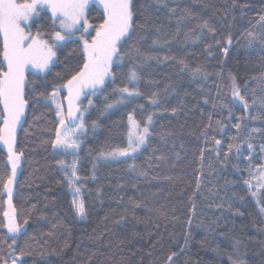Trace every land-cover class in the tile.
<instances>
[{
    "label": "trees",
    "instance_id": "1",
    "mask_svg": "<svg viewBox=\"0 0 264 264\" xmlns=\"http://www.w3.org/2000/svg\"><path fill=\"white\" fill-rule=\"evenodd\" d=\"M136 3L138 7H150L140 8L139 27L125 50L131 51L134 45L141 53L158 56L160 60L144 63L142 56L125 57L117 73L116 86L127 84L123 73L139 61L142 67L136 70L144 95L104 116L95 108L86 114L89 124L98 119L100 125L96 129L89 127L80 149L79 174L89 177L82 188L88 208L86 219L75 215L66 178L57 163L61 157L53 153L51 142L57 119L54 111L43 103L34 106L27 114V123L18 130L17 149L23 150L24 157L18 169L13 204L19 221L28 219V225L26 234L17 241V251L25 245L31 246L32 255L25 257V264H165L172 252L177 253L175 264H230L229 255L233 259H244L246 264H264V231H260L264 228V217L250 198L239 199L247 197L241 182L248 178L244 170L247 161L233 153L227 161L228 167L224 168L213 152L205 151L201 169L199 158L200 150L205 148L200 133L208 115L211 113L214 120L228 122L227 110L223 113L214 110L212 102L216 101L218 90L228 98L224 102L229 101V73L236 77L241 93L247 92L250 100L253 92L257 98L264 97V81L260 79L264 73V52L259 39L249 46L247 36L248 31L256 33L257 37L261 33L257 20L264 14V0H236L237 4L248 5L243 15L239 7H232L233 0H161L159 4L155 0H136ZM169 8H175L176 12H169ZM101 16L102 10L93 5L90 21L100 23ZM181 16L185 18L178 22ZM37 20L33 31L40 27L45 33L52 31L50 13H42ZM204 21L215 28L214 35L207 30L201 35L197 26ZM229 35L232 44L225 57L221 49ZM165 40L170 43L164 44ZM153 41L158 43L153 44ZM207 44L212 45L211 56ZM81 47L78 39H74L57 50L59 62L47 77L49 85L60 82L55 73L67 76L82 63ZM164 56L170 59L161 62ZM180 59L189 68H204L209 73L208 78L193 80L189 71H181ZM42 75L34 76L30 72L29 79L35 78L39 83ZM152 92L159 93L158 105L148 101ZM107 95L109 102L118 98L111 88ZM89 98L97 108L103 106L102 97L87 96L83 101L85 107ZM205 99L209 103L205 104ZM139 105L144 106L142 110ZM173 108L177 109L175 113ZM132 109H136L137 119L157 113L148 146L136 159L138 169L146 171L147 177L130 171L128 165L120 161H100L96 179H91L97 153L112 145L125 144L126 116ZM255 110L256 106L249 109V113L254 115ZM233 113L235 117L245 114L240 106L235 107ZM236 122L233 119L231 124ZM244 124L242 138L252 128H259L262 131L253 134V143H264L261 139L264 121L247 120ZM225 133L217 138L224 141L226 148L237 130L229 126ZM211 147L209 143L207 148ZM160 156L164 159H159ZM9 170L7 151L0 144V177L6 176ZM0 200H6V196ZM133 201L140 206L135 207ZM5 239L11 243L7 230L0 228V254L7 249ZM236 241H240L236 245L238 253L233 248Z\"/></svg>",
    "mask_w": 264,
    "mask_h": 264
},
{
    "label": "snow or ice",
    "instance_id": "2",
    "mask_svg": "<svg viewBox=\"0 0 264 264\" xmlns=\"http://www.w3.org/2000/svg\"><path fill=\"white\" fill-rule=\"evenodd\" d=\"M155 2L159 4L161 0H155ZM93 5H97L102 10L100 23L94 24L89 19ZM147 7L150 5L138 7L136 0H0V144L6 147L7 162L10 165L8 174L0 177V197L6 196V200H0V216L3 217L0 221V228L6 229L11 237L10 244L7 239L3 241L7 249L0 254V264H25V257L32 255L30 245H25L17 251L19 247L17 241L26 234L28 219H24L23 222L19 221L17 209L13 204V192L17 170L21 167L24 157L23 150L17 149V133L18 130L23 129L24 124L27 123V114L36 105L43 103L55 113L56 127L54 139L51 142L53 153L61 157L57 163L66 178L75 215L81 219L87 218L88 208L83 198L82 188L89 177H82L79 174L80 149L83 143L82 138L88 133L89 127L96 129L100 125L98 119L92 120L89 124L86 121V114L89 109L95 108L100 116H104L118 105L132 103L135 98L144 95L139 88L141 77L136 70L137 67H142L139 61L135 67L123 73L127 80L125 86H116V81L118 70L122 69L125 57L142 56L144 63L150 60H160L158 56L141 53L134 45L131 51L125 50L135 35L136 28L139 27L137 17L140 14V8L147 10ZM232 7H239L243 15L248 5L237 4L236 0H233ZM168 11L174 14L176 9L169 8ZM184 11L191 16L187 9ZM45 12L50 13L52 31L45 33L43 27L33 31L38 23L37 18ZM184 18L181 16L178 22H182ZM257 23L261 28V33L257 37L256 33L247 32V36L250 37L249 46L259 39L262 46L261 51L264 52V14L258 16ZM197 27L201 35L205 34V30L208 34H215V28L207 21ZM77 33H79L78 37ZM177 34H179L178 30ZM74 39H78L82 45V63L71 70L67 76L60 72L55 73V78H58L60 82L49 85L47 77L59 62L57 50ZM156 43L158 41H153V44ZM168 43L170 41H164V44ZM231 44L232 37L229 35L225 46L221 49L225 57L229 53ZM206 47L208 55H213L212 45L207 44ZM168 59H170L169 56H164L161 62ZM171 59L176 58L171 57ZM178 63L181 65V71H189L193 80H206L209 76V73L201 66L189 68L183 59H180ZM30 72L34 76L38 73L43 74L39 77V83L35 78L29 79ZM229 79L231 81L229 101L225 103V99L228 98L223 97L218 90L216 101L212 102L214 110L221 113L227 110L226 120L228 122L226 123L224 119L214 120L211 113L208 115L207 123L203 125L200 133L205 144V148L200 150L201 169L205 151L213 152L224 168L228 167L227 161L233 153L237 158L243 157L247 161V167L244 170L248 178L242 179L241 182L247 197L241 196L239 199L245 201L250 198L261 217H264V143L259 145L253 143V134L262 130L252 128L245 137L240 136V133L245 130V121H264V97L257 98L253 92L250 100L247 92L241 93L236 77L229 73ZM260 79L264 81V73L261 74ZM150 83L154 82L150 81ZM41 88L44 90H40ZM49 88L51 90H48ZM109 88L112 93L118 95V98L111 102L107 95ZM61 92H65V95L61 96ZM83 96L102 97L103 106L97 108L93 99L89 98L85 107L81 99ZM147 98L151 105L159 104L158 92H152ZM204 103L207 104L209 101L205 99ZM237 106L243 109L244 115L234 116L233 109ZM254 106L256 110L253 115L249 113V109H253ZM138 107L142 110L144 106L139 105ZM176 111V108L172 109L173 113ZM156 115V112H151L137 119L136 109L128 112L125 144L123 146L112 145L107 150L101 149L94 157L90 178L96 179L97 162L100 161H120L127 164L130 171L147 177L146 171L138 169L136 159L137 155L141 154V150L148 146L149 137L153 135L152 126ZM233 119L237 120L235 124H231ZM229 126L235 128L237 134L229 138L230 142L225 148L224 141L218 139L217 135H226L225 129ZM261 139H264V135ZM209 143L212 145L210 149L207 148ZM257 148H259V156ZM88 151L91 153V149ZM159 159L163 160L164 157L160 156ZM256 159L262 162L255 163ZM233 167L240 171L238 166L233 165ZM200 175H203V171ZM165 179L170 180L172 177H165ZM196 187L199 189V181ZM133 204L135 207L140 206L134 201ZM194 211L195 206L193 205ZM188 224L191 227V220ZM260 231H264V228ZM189 236L190 233L185 237V247L188 245ZM239 243L240 241H236L233 245L237 253L239 249L236 245ZM176 255V252L168 255L165 264H175ZM228 258L230 264H246L244 259H233L231 255Z\"/></svg>",
    "mask_w": 264,
    "mask_h": 264
},
{
    "label": "rangeland",
    "instance_id": "3",
    "mask_svg": "<svg viewBox=\"0 0 264 264\" xmlns=\"http://www.w3.org/2000/svg\"><path fill=\"white\" fill-rule=\"evenodd\" d=\"M79 36V34H77V37ZM62 96V95H61ZM87 96H83L81 99H82V101H84L85 100V98H86ZM65 103H66V101H65ZM118 106H120V105H118ZM117 106V107H118ZM2 146H3V148L6 150V147L2 144ZM81 146H82V144H81ZM143 150V149H142ZM141 150V151H142ZM7 151V150H6ZM17 174H18V170H17ZM14 191H15V189H14ZM13 195H14V192H13ZM96 217H97V215H96V213H95V215L93 216V219H94V221L96 220Z\"/></svg>",
    "mask_w": 264,
    "mask_h": 264
}]
</instances>
